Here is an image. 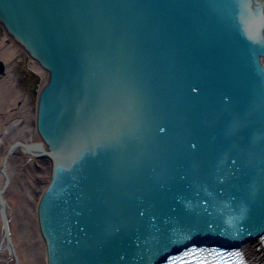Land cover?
<instances>
[{
	"label": "water",
	"instance_id": "water-1",
	"mask_svg": "<svg viewBox=\"0 0 264 264\" xmlns=\"http://www.w3.org/2000/svg\"><path fill=\"white\" fill-rule=\"evenodd\" d=\"M0 20L54 67L47 144L20 143L55 159L49 264H154L264 231L262 0H0Z\"/></svg>",
	"mask_w": 264,
	"mask_h": 264
},
{
	"label": "bare ground",
	"instance_id": "bare-ground-1",
	"mask_svg": "<svg viewBox=\"0 0 264 264\" xmlns=\"http://www.w3.org/2000/svg\"><path fill=\"white\" fill-rule=\"evenodd\" d=\"M260 58L264 65V55ZM21 71L26 75L22 82L31 86L21 88ZM53 73L54 67L0 20V264H49L38 203L51 182L55 159L52 153L25 151L20 143L47 144L39 129V109ZM262 233L237 241L251 264H264Z\"/></svg>",
	"mask_w": 264,
	"mask_h": 264
},
{
	"label": "snow or ice",
	"instance_id": "snow-or-ice-1",
	"mask_svg": "<svg viewBox=\"0 0 264 264\" xmlns=\"http://www.w3.org/2000/svg\"><path fill=\"white\" fill-rule=\"evenodd\" d=\"M208 252V249L199 248L193 244L176 255L168 256L166 264H246L242 253L238 250L213 249L210 253L213 257L212 259H204L200 256V254ZM215 257H220V259H216Z\"/></svg>",
	"mask_w": 264,
	"mask_h": 264
},
{
	"label": "rangeland",
	"instance_id": "rangeland-1",
	"mask_svg": "<svg viewBox=\"0 0 264 264\" xmlns=\"http://www.w3.org/2000/svg\"><path fill=\"white\" fill-rule=\"evenodd\" d=\"M23 70H24V69H23ZM24 72H25V71H21V74L17 72L18 79H19V80H18V81H19V85L22 86L21 88H23V86H24V87H29V86H31V83H30V82H27V83H23V82H22L23 77L26 76ZM24 84L27 85V86H25Z\"/></svg>",
	"mask_w": 264,
	"mask_h": 264
}]
</instances>
